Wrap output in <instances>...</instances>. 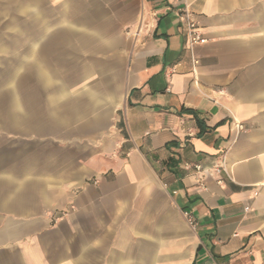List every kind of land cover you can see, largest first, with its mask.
I'll return each instance as SVG.
<instances>
[{
  "label": "crops",
  "instance_id": "0c3cea01",
  "mask_svg": "<svg viewBox=\"0 0 264 264\" xmlns=\"http://www.w3.org/2000/svg\"><path fill=\"white\" fill-rule=\"evenodd\" d=\"M0 264H264V0H0Z\"/></svg>",
  "mask_w": 264,
  "mask_h": 264
},
{
  "label": "built area",
  "instance_id": "2783aa9c",
  "mask_svg": "<svg viewBox=\"0 0 264 264\" xmlns=\"http://www.w3.org/2000/svg\"><path fill=\"white\" fill-rule=\"evenodd\" d=\"M174 1H178V0H174ZM180 23L184 31L187 48L191 49L196 45L204 44L206 42L203 35L199 32L197 24L191 19V14L186 5H184L183 9L181 10ZM238 129L242 130L243 127L239 125ZM196 172L198 174L203 173V170L197 167ZM216 172L219 171L216 170ZM185 216L189 224H192V218L188 214H185Z\"/></svg>",
  "mask_w": 264,
  "mask_h": 264
}]
</instances>
